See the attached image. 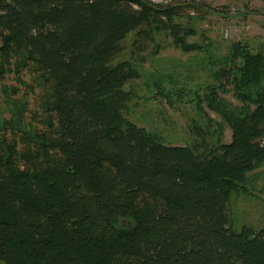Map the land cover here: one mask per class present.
Masks as SVG:
<instances>
[{
  "label": "trees",
  "instance_id": "16d2710c",
  "mask_svg": "<svg viewBox=\"0 0 264 264\" xmlns=\"http://www.w3.org/2000/svg\"><path fill=\"white\" fill-rule=\"evenodd\" d=\"M155 10L0 0V83L13 65L47 86L30 118L14 100L0 123V264H264V227L234 229L226 205L264 160V49L223 61L243 107L208 96L233 132L222 153L166 144L126 125L128 63L108 64Z\"/></svg>",
  "mask_w": 264,
  "mask_h": 264
},
{
  "label": "rangeland",
  "instance_id": "374dc122",
  "mask_svg": "<svg viewBox=\"0 0 264 264\" xmlns=\"http://www.w3.org/2000/svg\"><path fill=\"white\" fill-rule=\"evenodd\" d=\"M142 1L156 8L155 15L128 32L108 61L111 66L128 63L124 122L159 135L166 144L218 156L233 132L225 117L211 109L208 96L230 111L244 106L234 95L233 73L230 78L222 73L223 61L238 46L253 53L264 49V0ZM11 67L0 83V123L10 119L14 100L27 103L30 118L47 95L35 68L16 73ZM253 163L226 202L236 230L264 227V160ZM121 222L129 226L131 219Z\"/></svg>",
  "mask_w": 264,
  "mask_h": 264
},
{
  "label": "built area",
  "instance_id": "2783aa9c",
  "mask_svg": "<svg viewBox=\"0 0 264 264\" xmlns=\"http://www.w3.org/2000/svg\"><path fill=\"white\" fill-rule=\"evenodd\" d=\"M263 144H264V141H263Z\"/></svg>",
  "mask_w": 264,
  "mask_h": 264
}]
</instances>
